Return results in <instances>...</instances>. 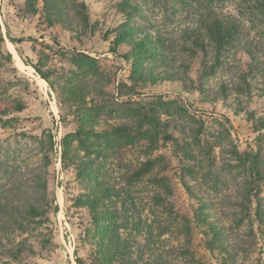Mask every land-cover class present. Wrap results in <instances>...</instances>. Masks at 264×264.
Returning a JSON list of instances; mask_svg holds the SVG:
<instances>
[{
    "label": "rangeland",
    "instance_id": "1",
    "mask_svg": "<svg viewBox=\"0 0 264 264\" xmlns=\"http://www.w3.org/2000/svg\"><path fill=\"white\" fill-rule=\"evenodd\" d=\"M58 1L54 7L52 0H0V111L7 110L4 119H11L0 125V206H9L15 218L7 219L9 212H2L10 223L6 232L0 231V264H76V257L81 264H96L93 241L97 237L88 234L93 229L91 214L78 203L92 181L79 179L74 165L62 168L60 142L77 129L76 116L82 109L87 115L96 114L89 128L102 132L114 127L134 130L142 122L138 108L149 110L150 106L170 125L163 137L174 141L160 135L153 146L141 139L112 150L97 149L100 144H95L91 150L97 154L87 158L99 170V182L120 192L113 208L120 215L117 224L128 219L120 234L129 242L132 259L137 264H187L178 251L180 217H191L196 210L193 197L215 204L205 212L208 222L221 219L228 225L223 219L235 209H221L218 200L225 195L227 202L237 201L238 192L242 195L247 190L244 179L249 178L230 168L234 166L231 152L237 150L258 154L263 176L256 177V192L241 212L253 222L254 235L249 234L246 220L230 240L240 244L236 264H264V227L260 236L254 223L256 211L264 213V21L243 23L246 40L257 46L253 62L245 52L234 49L223 68L209 74L198 50L194 56L186 51L179 54L174 48L180 44L179 30L187 17L179 5L168 6L171 16L163 0H129L137 10L131 26L138 31L124 39L118 33L126 20L117 9L122 0ZM228 2L222 4V13L234 15L236 4ZM145 34L174 43L165 53L168 61L155 71L168 81L145 85L131 78L132 64L123 56L131 50V39ZM206 63H213L212 54ZM72 89L75 97L68 94ZM158 99L169 107L158 109ZM16 102L25 109L16 112ZM182 148L195 159L184 158ZM149 159L159 160L153 174L168 178L171 186L169 195L162 193L159 207L150 200L151 175L131 181ZM191 165L195 174L182 172L183 166ZM214 176L221 178L219 195L207 185L213 184ZM42 184L46 185L44 200ZM30 205L44 206L45 211L35 216ZM25 214L28 224L20 230L17 224ZM153 220L156 224L150 236L147 227ZM190 226L186 247L197 259L214 264L215 257L205 250L197 225ZM103 264L119 263L107 259Z\"/></svg>",
    "mask_w": 264,
    "mask_h": 264
},
{
    "label": "trees",
    "instance_id": "2",
    "mask_svg": "<svg viewBox=\"0 0 264 264\" xmlns=\"http://www.w3.org/2000/svg\"><path fill=\"white\" fill-rule=\"evenodd\" d=\"M234 6L236 4V13L232 15V12L222 13V4L226 3ZM59 3L58 0H52V5L55 7ZM47 3V0H46ZM163 4L168 9L170 4L179 5L182 11L186 14L185 27L179 30L181 34L180 44L178 48L173 46V42L168 39V43L163 40V38H153L146 35L138 38L131 39L130 47L131 50L125 54L123 57L126 61L132 64V75L131 78L134 83L140 84H151L154 85L158 82L168 81L170 78H159V75L155 73L158 65H162L164 61H168L165 53L169 50V47H174L177 49L179 54L182 52H191L194 56L197 54V50L202 56V65L206 69L207 73L212 74L216 69L223 68L224 59H226L230 52L234 49L236 51L245 52L250 60L254 61V55L257 52V46L253 47V43L246 40L248 34H245L244 21H252L256 23L259 20L264 21V0H163ZM118 11L124 16L125 22L120 26L118 30L121 38L127 36H132V32L138 31L135 26H131L134 13H137L136 7L132 5L129 0H122L118 6ZM172 9V8H171ZM171 9L166 12L171 14ZM57 12H59L57 10ZM163 35L167 33L163 32ZM125 39V38H124ZM21 43V41L19 42ZM190 47V50H188ZM209 53L212 54L213 63L206 66L207 56ZM7 58L11 60L10 54H7ZM89 60L88 57H85ZM147 64V66H146ZM40 77L47 81L46 76L41 74L37 69ZM48 82V81H47ZM51 85V84H49ZM68 94L73 97L76 96L77 92L75 90H69ZM158 109H165L167 106L161 100H157L155 105ZM25 108L20 102H16L14 110L16 112H21ZM181 111L180 108L177 110ZM137 112L141 113L142 122L132 130L128 127H114L111 130H104L102 132H96L89 128L94 126V121L96 119V114L92 116L87 115L84 110L82 112L78 111L76 120L79 123L77 129L72 133L66 134L60 142V163L63 169L70 165L76 166L77 177L79 179H86L92 185L87 187L86 194L78 199L80 206L85 207L89 210L91 214L92 227L93 229L88 232H92L97 237L93 241L94 247L96 249L95 256L96 264H103V261L107 259H114V261L119 264H137V260L132 259V251L128 240L123 239L120 230L123 229L128 223V219L122 220L123 222L119 225L116 222L120 220V215L115 207V202L118 194L120 193L114 186L99 182V170L94 167V164L87 159L92 154H97L91 150L95 144H100L97 149L112 150L115 148H121L127 145L135 144L141 139H146L151 146L158 143L159 136H165L167 133L166 129L169 128V124L162 121L161 115L158 111L156 114L154 108L150 106L147 108H138ZM8 116V111H0V125H6L11 121V119H4ZM50 148L53 150L54 143L53 138L48 134ZM166 140H173L171 136L163 137ZM39 143L43 142V139H38ZM76 143L75 149H73V144ZM185 146V144L183 145ZM105 147V148H104ZM179 150L181 149L178 146ZM79 151V152H78ZM84 153L85 156H81L79 153ZM183 157L193 161L195 156H192L188 150H183ZM85 157V158H84ZM97 158L99 156L96 155ZM232 158L231 166L232 169H239L242 176H249L248 179H244V186H246L245 194L241 195L238 192V200L235 202L224 199L225 195L218 200V206L223 209L227 206L232 207L234 212L229 214V217L224 218L223 221H228V225H223L222 220L218 219L216 222H208L206 218L207 208H212L215 204L212 201H207L203 198H194L197 204L196 210L192 213L191 217L182 216L180 217L182 228H181V246L178 249L179 255L184 257L187 264H210L202 262L197 259L190 248L186 246L190 244V236L192 233L191 224H196L201 234V242L204 245L205 250L209 253L211 257H215L214 264H236L238 260V255L240 253L239 242L231 241V237H237L236 231L243 226L244 222L247 220V227H249V234L254 235V229L252 221L248 218V215H242V211H246V206L251 201V196L256 189L254 183H256V177L262 178V172L259 169L258 154L253 153H241L237 150L231 152ZM157 161L149 159L142 164V168L135 171L132 175L131 181L141 178L145 174H149L148 182L150 187L153 189L151 194L152 206L159 207L162 205V193L169 195L171 193V186L168 178L160 177L158 174H153ZM229 164V165H233ZM195 170L194 166H183L182 172L193 174ZM195 174V173H194ZM184 175V174H183ZM206 178V175L202 176ZM215 181L213 184L208 183L210 190L218 194V184L220 183L219 176H214ZM253 179V180H252ZM182 182H184V177H182ZM184 185L186 183L184 182ZM248 187V188H247ZM188 194L191 192L187 185L185 186ZM42 200L45 199L46 185L42 184L40 186ZM245 195V196H244ZM120 196V194H119ZM43 207H36L30 205V209L37 215L42 212L40 210ZM9 212V217H3L2 212ZM53 209H57V205L53 206ZM240 210V212H238ZM152 211V210H151ZM258 209L254 215V223L257 224V230H259L260 236H263L262 228L264 227V213L259 212ZM5 212V211H4ZM152 213H154L152 211ZM33 215V214H32ZM4 218L14 220L11 208L9 206H0V223L4 221V226H2L3 232L9 229V220ZM226 219V220H225ZM16 220H19L17 217ZM3 223V222H2ZM14 223V222H12ZM18 223V222H16ZM162 226V222H158ZM28 224V216L26 214L21 217L20 222L17 227L22 230ZM156 224L153 220V225H149L147 228L149 230V235L152 236V227ZM94 237V236H93ZM182 247V248H181ZM76 264H81V260L77 257L75 258ZM153 264V263H152ZM157 264V262H155ZM163 264V263H158ZM164 264H169L165 262Z\"/></svg>",
    "mask_w": 264,
    "mask_h": 264
}]
</instances>
